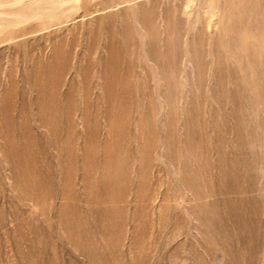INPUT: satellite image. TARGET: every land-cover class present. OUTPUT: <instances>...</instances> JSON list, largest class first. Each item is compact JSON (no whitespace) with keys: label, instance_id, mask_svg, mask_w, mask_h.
<instances>
[{"label":"rangeland","instance_id":"rangeland-1","mask_svg":"<svg viewBox=\"0 0 264 264\" xmlns=\"http://www.w3.org/2000/svg\"><path fill=\"white\" fill-rule=\"evenodd\" d=\"M0 264H264V0H0Z\"/></svg>","mask_w":264,"mask_h":264}]
</instances>
